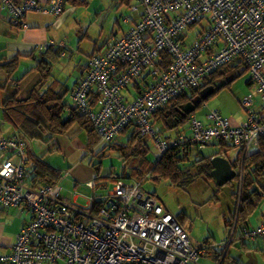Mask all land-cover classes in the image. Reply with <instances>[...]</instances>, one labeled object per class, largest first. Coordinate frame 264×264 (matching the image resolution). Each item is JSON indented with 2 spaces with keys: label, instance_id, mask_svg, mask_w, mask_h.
Returning a JSON list of instances; mask_svg holds the SVG:
<instances>
[{
  "label": "built area",
  "instance_id": "built-area-1",
  "mask_svg": "<svg viewBox=\"0 0 264 264\" xmlns=\"http://www.w3.org/2000/svg\"><path fill=\"white\" fill-rule=\"evenodd\" d=\"M67 1L0 0V7L13 25L25 27L28 12L57 17ZM133 1L130 10L137 19L127 32L112 36L101 53L90 56L85 74L70 92L73 105L89 117L99 144L116 140L133 125L140 137L154 141L159 156L169 145L203 149L214 141L237 147L244 155L264 135V110L251 109L253 96L264 103V0ZM163 51L171 64L159 72L156 61ZM234 60L244 64L253 85V96L242 101L246 122L233 126L211 110L206 122L191 117L190 135L163 139L152 124L153 113ZM146 71L153 81L126 98L123 92ZM25 150L18 137H0V154H8L0 163V206L31 214L11 251L0 255V264H197L204 254L137 181L117 179L94 211L72 207L58 184L28 187ZM88 185L93 188L94 182ZM241 234L251 241L263 238L264 220L242 227ZM233 240L234 229L225 245Z\"/></svg>",
  "mask_w": 264,
  "mask_h": 264
},
{
  "label": "rangeland",
  "instance_id": "rangeland-1",
  "mask_svg": "<svg viewBox=\"0 0 264 264\" xmlns=\"http://www.w3.org/2000/svg\"><path fill=\"white\" fill-rule=\"evenodd\" d=\"M133 3V0H70L65 4L64 14L57 17L48 15L50 17H46V21L51 32L50 39L66 42L63 56L53 54L48 58L53 74L62 81L69 75L77 76L93 51L100 50L101 53L112 36L127 32L137 19V14L130 10ZM233 64L226 68L231 69ZM240 70L237 73L231 71L234 78L231 81L226 79L227 85L218 89L195 113L197 118L202 119L208 111L217 110L240 125L246 122L248 114L242 101L253 96V85H248L249 72ZM65 101L71 102L70 96L66 95ZM252 101L253 111L264 105L259 96H253ZM155 128L158 130V127ZM8 129L11 130L10 125L4 124V132ZM176 134V130L161 129L160 132L163 138L172 140ZM145 142L149 148V157L155 159L158 152L154 141L145 138ZM86 144V133L75 125L64 135L49 139L48 134H42L41 139H32L28 143L32 153L59 171L61 176L57 184L61 187V197L74 208H84L92 197L107 195L115 185L112 177L120 176L122 172L123 164L118 158V151L109 149L98 156L96 152L100 145L94 153L92 149H87ZM207 152L203 150L204 154ZM228 153L232 157V150ZM128 167L125 164L126 173ZM89 182H95V186L91 188ZM142 186L146 192L153 193L158 203L174 217H179V222L186 227L195 246L206 247L197 264H217L218 253L224 251L229 255L226 264H232V259L250 264L258 261L256 256L254 261L253 257L245 255L239 241L228 247L225 245L232 233L229 221L235 206L233 192L236 183H226L219 187L205 177H196L179 184L148 178ZM243 242L251 245L248 239L244 238Z\"/></svg>",
  "mask_w": 264,
  "mask_h": 264
},
{
  "label": "trees",
  "instance_id": "trees-1",
  "mask_svg": "<svg viewBox=\"0 0 264 264\" xmlns=\"http://www.w3.org/2000/svg\"><path fill=\"white\" fill-rule=\"evenodd\" d=\"M9 21L12 24L11 20ZM45 55L46 52L39 56L34 67L30 69L37 72L39 81L26 98H17L16 92L3 101H1L0 96V114L17 132L12 137H18L26 145V160L25 158L24 160L27 162L26 166L28 165L30 169H28L29 176H31L30 184L25 182L26 185L34 188L38 184H57L61 176L57 169H54L29 150V140L41 139L42 134H48L49 139H52L55 136L64 135L75 125L79 127V130L86 133L87 149L91 150L95 146L100 145V149L96 152V155H103L109 149L118 151V158L121 159L123 165L121 175L112 177L114 182L117 179H132L134 180L133 182L137 181L142 185L145 179L150 178L152 181L169 180L173 184H179L192 181L196 177H205L213 180L215 183L211 175L213 169L211 165L212 158L220 155H224L227 158V151L237 149L236 158L230 160V165L235 172V176L228 184L236 183V190L233 192V195L240 223H244L263 201L264 135L244 155L243 151L237 147L223 141H214L218 151L213 154L205 155L202 151L204 148L196 149L191 144H186L183 148L169 145L163 154L158 155L153 160L149 157V148L145 142V138L138 135L133 125H128L121 132L120 137L126 135L124 141H119L118 137L108 144H99V137L89 117L82 114L72 102L65 101L69 90L62 82L52 76V65ZM232 63L235 64L230 67L231 69H227L226 66ZM18 64V56L0 63V70L4 71L15 86L30 71H25L18 76ZM170 64V55L166 51L161 52L159 59L156 61L157 70L159 72L165 71ZM240 67L243 70H240ZM238 70L247 71V68L241 61L234 60L205 75L198 86L173 97L168 103L159 107L153 113L151 119L152 124L158 127L157 133L160 135L161 129L178 131L183 130L184 127L188 128L191 117L195 116V113L210 97L217 93L218 89L227 85V78L229 81L234 78V73L232 74L231 71L237 73ZM153 79L151 72L146 71L137 81L133 82L132 88H137L139 91L140 87H146ZM216 84H221V87L217 88ZM248 85H252L250 79ZM1 90L2 87L0 86V94ZM261 110H264V105L259 106L257 109L259 112ZM163 139L168 142L172 141L170 138ZM125 164L129 165L127 173L125 171ZM240 174H242L241 180ZM151 195L154 196L153 193ZM101 204L102 202L99 198L92 197L89 207L94 211ZM220 255L217 260L220 259ZM227 257L228 254H225L221 264H224ZM232 264L240 263L232 260Z\"/></svg>",
  "mask_w": 264,
  "mask_h": 264
},
{
  "label": "crops",
  "instance_id": "crops-1",
  "mask_svg": "<svg viewBox=\"0 0 264 264\" xmlns=\"http://www.w3.org/2000/svg\"><path fill=\"white\" fill-rule=\"evenodd\" d=\"M42 1H46V0H42ZM64 10H65V7H64ZM63 12L65 13V11ZM46 17H50V16L46 14L34 12V11L28 12L24 18L25 27H19V26H15L10 23L9 21L10 16L7 14V12L4 9L0 7V63H3L4 61L12 57L18 56L19 57V64H18V71H17L18 76L23 74L25 71H28L31 68H33L39 56H41L44 52H46L45 57L47 59L53 54L57 56L64 55V51L66 48V42L64 40L54 42L53 39L52 40L50 39L51 32L48 28L49 25H47ZM52 43L54 44V46L52 45ZM59 44L62 45L61 48L57 46ZM99 51L100 50H97V51L95 50L91 53V55L99 54L100 53ZM86 67H87V62L85 63V65H83L80 68L77 76L73 77L69 75L68 77H66L64 81L58 79L53 74L52 71L51 73L55 79L62 82L68 88L69 91H68L67 96H70L71 89L78 82V80L85 74ZM38 81H39V76L37 72L34 70H30L23 77V79L18 83V85L15 86L13 82L4 73V71L0 70V86L2 87L1 94H0L1 101H3L8 96L12 95L14 92L17 93L16 94L17 98L19 99L26 98ZM132 84L123 92V94L128 99L132 98V96L136 92H138L137 88L136 89L132 88ZM199 120L206 122L205 115H203L202 119H199ZM230 122H231V125L233 126L240 125L238 122H234L232 120H230ZM4 124H9L11 127V130L8 129L7 131L4 132L3 130ZM16 134H17L16 130L0 114V137L7 138V137H12ZM179 135H189V127L187 129L178 130L174 139L177 138ZM125 137L123 136L119 137V141L124 140ZM96 147L97 146H95L92 149L94 153H95ZM203 150H207L208 152L205 155H209V154H213L217 152L218 148L215 145V142H212ZM231 150L233 153L232 157L229 155L228 153L229 151H227L226 153L227 158L222 153L224 158H226L227 160L229 159L228 160L229 162L230 160H234L236 158V153L238 151L237 149H231ZM7 157H8V154H3V155L0 154V163L1 161L5 160ZM25 160H24V163L26 166L27 162H25ZM26 169H27V174H28L26 178V182L30 184L31 176H29L30 174L28 172V169H29L28 165L26 166ZM39 185H43V184H38V186ZM27 186L31 187L29 185ZM74 198H75L74 201H76L77 196H75ZM91 201H92V198L87 203L86 207H89L91 205ZM175 218L179 222V217L175 216ZM30 220H31V214L27 210H23L18 207L2 208L0 206V255L8 254L11 251L12 245L15 242L16 236L19 233L20 228L24 224L28 223ZM263 220H264V199L260 203L258 208L255 209V211L246 219L244 223H240V220L238 218L237 205H236V208L234 206V211L230 215L229 223L232 229H234V240L232 244H234L235 241H239L240 247L242 251L245 252V255L253 257L254 261H255V256H256L258 261L253 264H264V237L257 238L254 241L249 240L251 245H248L245 242H243L244 237L241 234V228L242 227H248V228L256 227ZM180 224L187 231L183 223H180ZM203 248L205 250L206 247H203ZM220 254L221 253H218L217 258H219ZM226 254H228V252ZM230 259H232L231 256H230ZM218 260H217V264L219 263ZM226 261H227V258L225 259L224 264H226ZM239 263L240 264H250V263H246L244 260Z\"/></svg>",
  "mask_w": 264,
  "mask_h": 264
},
{
  "label": "water",
  "instance_id": "water-1",
  "mask_svg": "<svg viewBox=\"0 0 264 264\" xmlns=\"http://www.w3.org/2000/svg\"><path fill=\"white\" fill-rule=\"evenodd\" d=\"M216 87H221V84H216ZM211 165L213 168L211 175L213 176L217 186H223L234 178L235 172L232 169L230 162L223 156L213 157Z\"/></svg>",
  "mask_w": 264,
  "mask_h": 264
}]
</instances>
